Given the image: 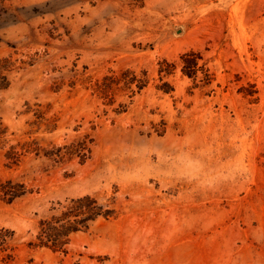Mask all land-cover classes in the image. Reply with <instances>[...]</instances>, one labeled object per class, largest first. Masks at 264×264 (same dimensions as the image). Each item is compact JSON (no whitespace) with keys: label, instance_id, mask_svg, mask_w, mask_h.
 <instances>
[{"label":"rangeland","instance_id":"1","mask_svg":"<svg viewBox=\"0 0 264 264\" xmlns=\"http://www.w3.org/2000/svg\"><path fill=\"white\" fill-rule=\"evenodd\" d=\"M114 1L0 0L11 264H264V0ZM87 195L110 215L28 245Z\"/></svg>","mask_w":264,"mask_h":264},{"label":"trees","instance_id":"2","mask_svg":"<svg viewBox=\"0 0 264 264\" xmlns=\"http://www.w3.org/2000/svg\"><path fill=\"white\" fill-rule=\"evenodd\" d=\"M13 181L8 179L5 185H0V190L11 195L13 200L20 193L12 187ZM96 200L90 196L71 199V204L63 205L64 212L60 217H51L41 220L40 230L36 235V241L28 242L30 247H49L61 249L69 240V235L81 229H87L89 224L100 215L108 217L110 210H102V206L96 205ZM60 206L61 203H58ZM53 209V208H52ZM15 231L0 229V264H11L16 258Z\"/></svg>","mask_w":264,"mask_h":264},{"label":"bare ground","instance_id":"3","mask_svg":"<svg viewBox=\"0 0 264 264\" xmlns=\"http://www.w3.org/2000/svg\"><path fill=\"white\" fill-rule=\"evenodd\" d=\"M131 0H115L109 6V13L107 14H133L138 13L141 10L139 9L140 1H131L132 5H130ZM191 5L198 4V0H189ZM204 2H208L209 0H201ZM100 0H98V3ZM146 8H150V13L155 14L156 17L162 18L163 14L170 13V10L173 9V6L170 5L169 0H145ZM175 8V7H174ZM146 11V10H145ZM144 11V12H145ZM143 13V12H142Z\"/></svg>","mask_w":264,"mask_h":264}]
</instances>
